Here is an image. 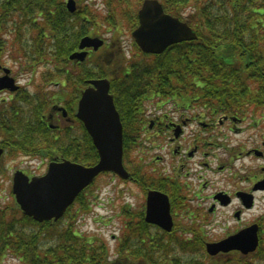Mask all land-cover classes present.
I'll list each match as a JSON object with an SVG mask.
<instances>
[{
    "label": "trees",
    "instance_id": "16d2710c",
    "mask_svg": "<svg viewBox=\"0 0 264 264\" xmlns=\"http://www.w3.org/2000/svg\"><path fill=\"white\" fill-rule=\"evenodd\" d=\"M65 1L0 0V30L14 18L24 17L13 26L16 40L21 24L31 23L33 13L41 21L30 35L34 44L24 41L15 48L14 57L23 59L32 73L37 65L49 64L50 69L49 78L40 74L34 93H18L0 114V137L5 145L24 153L54 152L86 165L97 161V152L80 122L75 133L66 129L55 138L42 131L39 116L50 97L47 89H41L53 77L59 78L55 81L60 85L57 95L71 113L86 78L106 77L111 81L124 127L125 158L131 148L140 145L136 137L148 97L175 95L179 107L190 108L195 101L194 108L201 105L205 117H247L255 127L264 119V0H160L164 11L187 23L196 38L174 44L160 54H145L134 46L129 58L111 47L123 27H136V13L143 0H76L79 8L74 13L66 10ZM100 29L112 37L102 50L113 56L111 63L93 54L87 64L79 63L76 71L71 70L67 54L82 35L99 34ZM1 45L2 40L0 56L5 52ZM26 118L29 120L24 121ZM31 122L35 127L29 126ZM40 138L46 141L45 146L35 145ZM136 174L142 190L166 189L162 179ZM87 189L77 198L82 214L89 212ZM179 203L180 195L175 193V208ZM120 210L122 228L110 254L101 238L79 232L77 214L69 215L71 208L57 221L40 223L23 215L13 201L1 204L0 264H264L263 242L246 256L233 252L211 257L205 253L203 234L197 225L186 227L177 221L168 233L146 223L141 209L126 205ZM187 233L191 237H186Z\"/></svg>",
    "mask_w": 264,
    "mask_h": 264
},
{
    "label": "rangeland",
    "instance_id": "374dc122",
    "mask_svg": "<svg viewBox=\"0 0 264 264\" xmlns=\"http://www.w3.org/2000/svg\"><path fill=\"white\" fill-rule=\"evenodd\" d=\"M88 11H90V9H88ZM90 12L92 13V11ZM100 12H103V10H100L99 13ZM92 14H94V12ZM23 18V16H21V19L14 18L4 30H0V40H2L1 47L2 51H5L0 56V63L6 68L11 69L12 76L19 83V85H21V87L31 93H34L36 91L35 81L37 80V82H40L39 79L41 78V73H43L45 77L48 75L49 78L50 69L48 68L49 64L44 66L37 65L35 68L36 72L31 73L16 67V63H18V61L14 57L15 48L19 49L24 41L30 45L34 44L35 41L30 40L29 36L34 30H36L35 26L38 23H41L37 14L33 13L31 17V23L28 21L27 24H21V33H19L20 35L16 40L13 26L15 22L17 24ZM123 28L124 30L121 31V36L116 40L120 41L121 48L123 42L125 48H122V50L124 49L128 53L129 50L134 51V48L131 46V44L133 45L131 38L132 30L127 29V26ZM107 37L112 38L110 34H108ZM7 44H10L9 47ZM11 50L13 51L11 52ZM41 85L43 84L38 85V87ZM45 88H47L48 92L53 90V86L50 85V87H43L41 91H43ZM66 91L70 90L67 88ZM10 95L11 94L6 91H0V110L6 106L7 103L4 102L8 100V97H11ZM148 107V110L152 109L150 105H148ZM24 108L25 107L22 106L21 111H24ZM194 109L196 110V108ZM165 110L161 111L164 112ZM250 124L252 125V123L249 122V119H246L241 125H238L241 130L236 134L231 133L226 125H222L220 127L215 125L213 131L210 132V137L204 135L206 144L207 142L215 143L211 150L215 148H221L219 152L222 154V160H224L225 157H228V159L233 162L234 167L231 168L230 166V174L235 179L234 181L233 179H230L215 183L216 187L211 190L210 188L205 189V194H211V192L214 190H222L227 193L228 190L229 192H234L235 190H250L251 186L256 182L257 179H263L264 172L262 173L260 168L264 167V160H257L253 157L248 158L245 157L244 154L245 151L256 147H261V149L264 151V147L261 146V137L264 134V119L259 121V126L257 127L252 126L251 128ZM73 131L75 132L74 129ZM140 137V145L131 148L127 158H124V163L126 164L128 170L136 172V170H139L141 167L140 172L142 173L152 175L156 178L167 177L168 174L166 171L168 170L167 166H170V161L176 159L177 164L180 162V160H177L178 156L180 157V155L178 154V156H174L172 154V147L174 145L169 141L168 135H156L153 131L147 130L146 132L144 131V133L142 132ZM191 141L192 138L185 137L182 139L184 144H189ZM35 145L45 146V143L43 142V139L40 138V140H36ZM233 147L235 148L233 149ZM240 152H242V154H240ZM23 153L24 152L22 150L16 151L15 149H9L6 151V154L3 157V161L0 164V205L13 201L10 180L15 170L20 169L21 166H27V164L24 163L26 158H24ZM37 160H39V158ZM45 160L47 161V159ZM34 162L35 163H33L32 166L29 165V169L36 173L43 172L44 166L38 170V162ZM225 174L227 177L233 178L229 173ZM201 175H203V173H201ZM244 176H247L248 178L252 177V180L248 179L245 181L243 180ZM219 177H224V174L215 176V178ZM193 188L195 189V187ZM196 192L197 190L195 189L194 193ZM187 193L191 195V188ZM181 194L184 193L181 191ZM85 195L86 202L89 205V212L82 214L81 210H79V204L76 203L71 208L69 215L73 216L74 214H77L75 224L80 233L87 237L94 236L101 238L108 247L110 254H113V238L119 235L122 228L123 214L120 210V207L131 204V209L141 208L145 201V194H143L142 191L131 182L121 181L112 174H103L96 178L92 185L87 189ZM254 196L253 207L250 210L244 212V214L240 216L239 220H235L232 214L233 209L238 208L237 203L232 204L231 207L218 210L214 216V219H218L217 223H220V226H217L211 231L208 229L205 241L211 242L219 240L222 237L235 232L236 228L239 230L240 228L252 224V221L254 222V220H256L259 222V224H262L261 231L263 239L261 242L264 243V191L257 192ZM184 216V211L177 213L175 221H182L181 218H184Z\"/></svg>",
    "mask_w": 264,
    "mask_h": 264
},
{
    "label": "water",
    "instance_id": "95a60500",
    "mask_svg": "<svg viewBox=\"0 0 264 264\" xmlns=\"http://www.w3.org/2000/svg\"><path fill=\"white\" fill-rule=\"evenodd\" d=\"M67 8L74 11V1L68 0ZM138 26L132 38L145 53L159 54L166 47L196 38L195 32L178 18L166 14L158 0H144L137 12ZM102 41L85 37L79 48L92 46L97 49ZM84 54L73 53L70 59H82ZM0 77V89L14 90V81L4 69ZM92 88L81 94L76 116L92 138L99 155L93 166H84L68 160L50 163L45 175L28 180L20 172L14 173L12 193L23 214L42 222L57 220L74 201L76 195L100 173L110 171L121 178L128 174L122 164V125L115 109L112 96L108 93L109 81L91 80ZM0 149V154H1ZM259 187L264 188V184ZM249 206V202L247 204ZM145 221L166 231L172 228L170 206L166 195L159 191H148ZM258 244L257 225H251L219 242L207 243L209 255L231 250L247 254Z\"/></svg>",
    "mask_w": 264,
    "mask_h": 264
},
{
    "label": "flooded vegetation",
    "instance_id": "af4514ba",
    "mask_svg": "<svg viewBox=\"0 0 264 264\" xmlns=\"http://www.w3.org/2000/svg\"><path fill=\"white\" fill-rule=\"evenodd\" d=\"M167 102L175 104V100L172 98L171 100H167ZM53 106H56V103L52 104L51 102L47 116H43L42 118L48 129L56 131L59 129L62 122H73L68 113L63 116L66 118L64 119L61 117L59 111L52 109ZM170 110L167 114L163 115V118L156 117V119H151L149 121V128L156 134H167L169 141L174 145L172 147V154L174 156H178V154L180 155L177 159L180 160V162L177 164L176 159L171 160L169 163L170 166H167L168 170L166 172L168 174L167 180L170 185L172 187H177L184 193L181 197L183 200L181 201L182 205L180 207L185 213L184 220L188 223L196 222L198 225H203L205 228L208 227L211 231L217 226H220V223H217L218 219H214L218 210L231 207L232 204L237 203L238 208H234L232 214L234 216L238 212L239 215H243L244 212L248 210H245L246 208L244 209L242 200L236 198L237 192H244L252 195L254 200L255 193L260 191L253 192L251 186L250 190H235L233 194H231L229 190L228 193L222 190H214L211 194H205V189L210 188L211 190L216 187L215 183L230 179H233L234 181L235 179L230 174V166L232 168L234 167V164L228 159V157H225L224 160H222V154L219 152V148L210 151L202 147L203 143H206L204 135H207L208 137L211 136L210 132L213 131L215 125H218L219 127L226 125L229 128V131L232 130L238 132L240 131V128L237 127L236 124L240 123L241 120H237L233 116L222 115L217 118L216 122H203L202 120H195L194 116L188 117L184 115L178 109L171 108ZM203 111V108L198 109V113L203 114ZM202 116L203 115H200V117ZM54 122L60 123L54 124ZM185 137L192 138L191 143L184 144L182 139ZM207 144L208 146L206 148L211 149L215 143L207 142ZM261 146H264L263 138ZM254 154L259 155L258 157L264 160V151L261 147L251 148L245 151V156L247 157H252ZM260 170L263 173L264 167L260 168ZM201 173H203V175H201ZM225 173H229L233 178L227 177ZM220 174H224V177L215 178L216 175ZM248 179L252 180V177L248 178L247 176H244L243 178L245 181ZM259 180L261 179H257L256 181ZM193 187L197 190L196 193H194L195 189ZM190 188L191 195L187 193ZM171 192L173 193V190H171ZM173 206L175 208L174 198ZM236 230H238V228H236Z\"/></svg>",
    "mask_w": 264,
    "mask_h": 264
}]
</instances>
